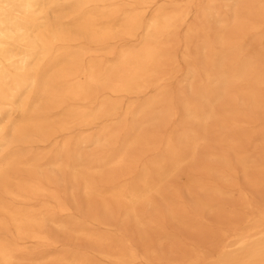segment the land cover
Instances as JSON below:
<instances>
[{
    "label": "bare ground",
    "instance_id": "1",
    "mask_svg": "<svg viewBox=\"0 0 264 264\" xmlns=\"http://www.w3.org/2000/svg\"><path fill=\"white\" fill-rule=\"evenodd\" d=\"M0 264H264V0H0Z\"/></svg>",
    "mask_w": 264,
    "mask_h": 264
},
{
    "label": "rangeland",
    "instance_id": "2",
    "mask_svg": "<svg viewBox=\"0 0 264 264\" xmlns=\"http://www.w3.org/2000/svg\"><path fill=\"white\" fill-rule=\"evenodd\" d=\"M180 79H174L173 81H171V83H169V87L171 88H177L178 84H179ZM171 130V127H168L165 129V134L169 133ZM259 127H252V141L256 144L257 141L260 139V135H259ZM113 233H117V231L114 229ZM35 245H29V248H34ZM60 251H80V252H89V248L86 245H77L75 243L72 242H68V241H64L63 243H61L59 245Z\"/></svg>",
    "mask_w": 264,
    "mask_h": 264
}]
</instances>
